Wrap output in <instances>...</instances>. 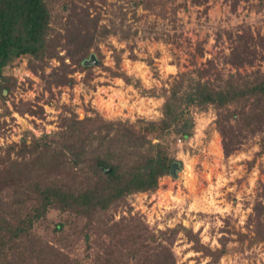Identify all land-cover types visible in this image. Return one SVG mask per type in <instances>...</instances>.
Here are the masks:
<instances>
[{"label": "trees", "instance_id": "1", "mask_svg": "<svg viewBox=\"0 0 264 264\" xmlns=\"http://www.w3.org/2000/svg\"><path fill=\"white\" fill-rule=\"evenodd\" d=\"M173 1L132 0V13L136 19L140 8L155 11ZM244 1L248 0H227V4L236 11ZM88 2L0 0V97L4 101L18 88L15 72L24 61L41 75L46 90L74 87L77 80L72 75L77 71L87 73V83L92 81L97 66L85 65L92 55L97 56L98 66L103 65L101 43L111 36L119 35L123 41L138 36L139 29L134 31L128 23V12L120 8L110 24H101L102 14L93 16ZM209 2L192 0L197 6ZM64 19L61 26L66 33L53 26ZM240 29L241 34L228 33L231 52L224 61L231 69L220 70L213 62L208 68L197 67L193 62L196 67L174 76L161 94L150 93L165 99L159 121L132 124L99 115L80 120L75 113L53 135L29 131L20 144L0 148V264H176L165 242H174L181 227L156 235L139 219L122 217L116 222L115 215L129 205L130 197L154 194L161 179L170 176L178 162L177 138L188 141L194 135V111H216L214 125L227 156L257 137L259 155L264 154V36ZM61 49L66 50L65 56ZM204 52L199 44L197 54L203 57ZM54 58L61 66L48 75L46 67ZM131 59L138 58L132 54ZM148 63L153 65L151 60ZM112 73L131 83L123 74ZM14 106L22 115L42 118L44 114V108L33 103ZM71 170L81 176L77 185L63 178ZM94 228L98 236L92 234ZM248 228L251 235L238 233L241 244L264 243V191L256 197ZM188 233L195 249L211 257L207 264H218L232 252L229 237L223 236L221 248L212 250ZM51 239L58 246L51 245ZM75 244L84 251L74 253Z\"/></svg>", "mask_w": 264, "mask_h": 264}, {"label": "rangeland", "instance_id": "2", "mask_svg": "<svg viewBox=\"0 0 264 264\" xmlns=\"http://www.w3.org/2000/svg\"><path fill=\"white\" fill-rule=\"evenodd\" d=\"M88 1L93 16L102 14L101 24H110L120 8L128 12V23L134 31L139 29L138 36L129 41L121 40L119 35L111 36L101 43L105 56L103 65L94 68L95 75L89 83L85 81L86 72L73 74L77 80L74 87L53 86L48 91L41 75L35 74L27 61L22 62L15 72L18 88L6 101L0 97V148L20 144L29 131L37 136L53 135L63 130L64 121L75 113L80 120L99 115L112 122L159 121L165 99L153 97L151 92L161 94V89L168 88L174 76L193 70L196 67L193 62H197V67L208 68L213 62L220 70L231 69L224 61L231 52L230 32L241 34L240 28L245 27L254 36L259 33L264 36V0L244 1L236 11L227 0H210L203 6L194 5L192 0H175L164 8L156 7L155 11L140 8L136 19L132 0ZM65 20L56 21L54 28L66 33L61 26ZM147 29L150 32L145 35ZM199 44L205 48L203 57L197 54ZM132 54L138 59H131ZM65 55L66 50L61 49V56ZM148 60L153 62L152 66ZM65 62L71 63L68 58ZM60 66L59 59H51L46 74ZM112 72L123 74L131 83L124 77H115ZM22 103L43 107V117L15 112L14 105ZM193 116L194 135L181 146L178 140L182 138H177L175 156L182 167L179 178L164 177L154 194L133 195L129 205L117 212L114 221L132 216L156 235L181 227L174 242H165L175 255L176 264L211 261V257L195 249L196 243L188 232H193L212 250L221 248L223 236L231 238L228 246L232 252L218 264H264V243L250 246L249 240L244 244L238 241L239 232L251 235L250 215L256 197L264 191V154L259 155L260 138L248 141L242 150L227 156L221 134L214 125L218 118L216 111L213 108L194 111ZM253 160L256 161L251 167ZM63 178L77 185L76 179L81 176L71 170L64 172ZM72 234L73 231L67 232L68 236ZM92 234L98 236L97 228L92 229ZM50 244L58 246L53 239ZM97 249L93 250L92 258ZM74 251L84 250L75 244Z\"/></svg>", "mask_w": 264, "mask_h": 264}, {"label": "water", "instance_id": "3", "mask_svg": "<svg viewBox=\"0 0 264 264\" xmlns=\"http://www.w3.org/2000/svg\"><path fill=\"white\" fill-rule=\"evenodd\" d=\"M85 65L86 66H97V65H99V60H98L97 56L92 55L91 58L87 62H85ZM181 170H182L181 163L175 162L172 165L170 176L174 179H178L179 178L178 174H179V171H181Z\"/></svg>", "mask_w": 264, "mask_h": 264}, {"label": "built area", "instance_id": "4", "mask_svg": "<svg viewBox=\"0 0 264 264\" xmlns=\"http://www.w3.org/2000/svg\"><path fill=\"white\" fill-rule=\"evenodd\" d=\"M178 144H179V146L183 145V144H184V140L179 139V140H178Z\"/></svg>", "mask_w": 264, "mask_h": 264}, {"label": "bare ground", "instance_id": "5", "mask_svg": "<svg viewBox=\"0 0 264 264\" xmlns=\"http://www.w3.org/2000/svg\"><path fill=\"white\" fill-rule=\"evenodd\" d=\"M83 116H82V114H81V118H82Z\"/></svg>", "mask_w": 264, "mask_h": 264}]
</instances>
